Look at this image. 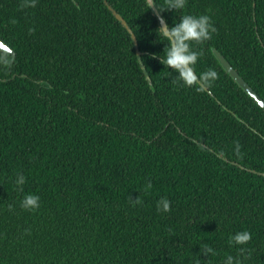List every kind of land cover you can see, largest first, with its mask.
Segmentation results:
<instances>
[{
    "label": "trees",
    "instance_id": "16d2710c",
    "mask_svg": "<svg viewBox=\"0 0 264 264\" xmlns=\"http://www.w3.org/2000/svg\"><path fill=\"white\" fill-rule=\"evenodd\" d=\"M106 1L0 0V264H222L238 230L264 264V109L213 50L264 99V0L158 8L209 16L206 88L161 63L146 0Z\"/></svg>",
    "mask_w": 264,
    "mask_h": 264
},
{
    "label": "clouds",
    "instance_id": "9594fccd",
    "mask_svg": "<svg viewBox=\"0 0 264 264\" xmlns=\"http://www.w3.org/2000/svg\"><path fill=\"white\" fill-rule=\"evenodd\" d=\"M186 0H164V5H157L155 0H146V8L149 9L155 4L160 10L165 7L169 9L181 10L185 6ZM215 31L210 18L206 14L184 13L180 15L178 20L170 25H159L155 32L161 41H167L163 50L161 63L174 70L176 75L185 84H190L193 79L192 65L197 59L198 53L190 46L191 43H199L209 38L211 32ZM214 73L208 71L202 74L203 77L213 76ZM25 182V177L22 173H17L14 183L17 186H22ZM136 198H133V203H136ZM20 206L25 209H35L39 206V196L33 193L25 194ZM158 210L168 211L169 201L162 198L157 205ZM250 233L247 230H238L229 235L228 242L230 245L239 246L238 253H244V245L249 241ZM201 253L207 255H216L215 249L209 245H204ZM227 254L222 258V264H243L242 256ZM193 264H201L200 258L194 259Z\"/></svg>",
    "mask_w": 264,
    "mask_h": 264
},
{
    "label": "water",
    "instance_id": "95a60500",
    "mask_svg": "<svg viewBox=\"0 0 264 264\" xmlns=\"http://www.w3.org/2000/svg\"><path fill=\"white\" fill-rule=\"evenodd\" d=\"M106 1V0H105ZM107 2V1H106ZM109 8L114 12V14L116 15V17H118L119 19H121L122 23L128 28V30L130 31V34L133 38L134 44L136 46L138 55L140 56L141 51L138 47V41L137 38L134 34V32L132 31V29L129 27V25L127 24L126 20L123 19V17L120 15L119 12H117L111 5H109ZM151 9L153 10L155 16L158 18L160 25L163 24L165 26H167V22L165 21V19L163 18L162 14L160 13L158 7L153 4ZM0 50H3L5 52H13V48L7 43L5 42L3 39L0 38ZM215 55L217 56L218 60L220 61V63L222 64V66L226 69V71L239 83L240 86H242L244 88L245 91H247L264 109V99L261 98V96L239 75V73L237 72V70L233 67V65L229 62V60L226 59V57L221 54L217 49H213ZM193 70V75L194 78L197 79V81L203 85L204 88H206V85L203 84V82H201L199 80V77L197 76L196 72ZM264 174V173H263Z\"/></svg>",
    "mask_w": 264,
    "mask_h": 264
}]
</instances>
